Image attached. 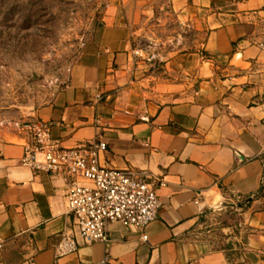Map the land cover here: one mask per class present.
<instances>
[{"label":"crops","instance_id":"crops-1","mask_svg":"<svg viewBox=\"0 0 264 264\" xmlns=\"http://www.w3.org/2000/svg\"><path fill=\"white\" fill-rule=\"evenodd\" d=\"M32 115L64 148L104 143L103 167L162 178L160 209L86 245L65 181L23 167L21 135L0 130V264H53L62 233L77 250L59 264H264V0H103Z\"/></svg>","mask_w":264,"mask_h":264},{"label":"rangeland","instance_id":"rangeland-1","mask_svg":"<svg viewBox=\"0 0 264 264\" xmlns=\"http://www.w3.org/2000/svg\"><path fill=\"white\" fill-rule=\"evenodd\" d=\"M102 8L103 0H0V130L13 131L52 100Z\"/></svg>","mask_w":264,"mask_h":264},{"label":"built area","instance_id":"built-area-1","mask_svg":"<svg viewBox=\"0 0 264 264\" xmlns=\"http://www.w3.org/2000/svg\"><path fill=\"white\" fill-rule=\"evenodd\" d=\"M50 125L35 117L13 123L21 135V165L33 174L65 181L67 212L84 244L106 243L109 224L143 231L157 218L160 203L156 190L164 185L162 178L103 167L98 164L97 154L105 150L104 143L93 140L76 148H64L50 138ZM193 203L200 205L198 200ZM211 210L218 212L221 208ZM141 239L146 242L147 237L142 235ZM76 250L73 236L62 233L53 264H59L61 258Z\"/></svg>","mask_w":264,"mask_h":264}]
</instances>
